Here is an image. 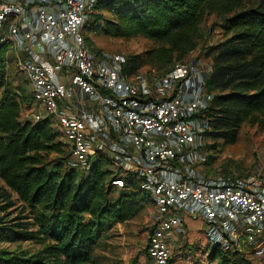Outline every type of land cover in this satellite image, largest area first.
Masks as SVG:
<instances>
[{"label": "built area", "instance_id": "built-area-1", "mask_svg": "<svg viewBox=\"0 0 264 264\" xmlns=\"http://www.w3.org/2000/svg\"><path fill=\"white\" fill-rule=\"evenodd\" d=\"M96 1L0 0V51L12 52L27 82L26 117L52 121L68 168L101 160L113 187L148 194L155 212L140 264H171L172 233L189 219L204 223L208 246L264 263V173L202 170L210 65L189 56L165 73L129 72L126 54L98 53L86 40Z\"/></svg>", "mask_w": 264, "mask_h": 264}, {"label": "trees", "instance_id": "trees-1", "mask_svg": "<svg viewBox=\"0 0 264 264\" xmlns=\"http://www.w3.org/2000/svg\"><path fill=\"white\" fill-rule=\"evenodd\" d=\"M206 15L219 18L223 31L222 39L207 45L205 53L210 65L205 87L212 94L205 110L209 127L204 131L205 139L212 141L205 143V165H210L217 141L234 143L241 124L251 121L264 127V0L248 4L243 0H97L84 29L90 44L89 34L100 29L116 38L142 35L166 40L176 52L194 48ZM139 58L126 53L129 72L144 66ZM175 59L163 55L157 72L165 73L185 60ZM4 62L0 51V87L5 84ZM24 81L23 98L6 90L0 99V180L32 210L33 221L0 226V240L47 237L51 242L41 254L28 257L1 251L0 264H92L101 233L135 216L149 201L148 194L130 187L110 197L115 189L109 183L113 175L101 160L93 161L86 172L68 168L67 149L52 121L21 118L24 105L32 104ZM52 153L56 156L49 158ZM125 182L128 186L132 180L125 177ZM32 224L34 231L29 230ZM207 253L210 261L218 258L217 264H236L228 263L227 251L218 245L210 246Z\"/></svg>", "mask_w": 264, "mask_h": 264}, {"label": "rangeland", "instance_id": "rangeland-1", "mask_svg": "<svg viewBox=\"0 0 264 264\" xmlns=\"http://www.w3.org/2000/svg\"><path fill=\"white\" fill-rule=\"evenodd\" d=\"M249 1L243 0L245 4H248ZM219 23L220 19L215 15H206L199 24L196 47L176 52L170 50V45L166 40L157 41L142 35L116 38L102 33L99 29L97 32L90 33L89 36L94 51L138 54L140 56L138 60L144 65L140 66L138 71L159 72L160 70L156 66L161 64L163 55L166 58L172 54L174 58L180 60L194 56L199 57L203 63L209 64V59L205 55L206 46L218 42L223 37ZM200 34L205 37L201 38ZM177 54H179L178 58ZM3 58L6 61L4 62L5 84L0 87V99L6 90L17 92L19 93L18 97L23 98L26 92L25 81L23 75L14 66L12 52L8 51V54H3ZM27 111L28 108L24 105L21 111L22 119L26 117ZM206 142L211 143L212 141L206 140ZM217 142L219 146L216 148V158L212 164L202 166L204 173L207 172L209 176L227 175L228 172L247 174L255 170L264 173V127L261 125L251 121L244 122L238 130V136L234 143L226 145L221 141ZM55 156L56 154L52 153L49 158ZM104 165L107 167L105 163L102 167H105ZM118 192V189L115 188L110 197H115ZM154 212L155 209L150 202H145L135 216L124 222H116L103 231L93 249L91 263L140 264L144 259V248ZM32 214V210L17 199L13 192L4 187L0 180V226L24 221L31 222L33 221ZM29 230H36L35 225H30ZM50 242L51 240L47 237L19 241L0 240V252L28 257L36 253L41 254L45 245ZM172 248L173 259L177 261V264H217L219 261L218 258L213 262L208 260L203 251L205 247L201 244V240L195 237L188 236L180 241H173ZM224 251H227L228 263L264 264L259 257L246 252Z\"/></svg>", "mask_w": 264, "mask_h": 264}, {"label": "crops", "instance_id": "crops-1", "mask_svg": "<svg viewBox=\"0 0 264 264\" xmlns=\"http://www.w3.org/2000/svg\"><path fill=\"white\" fill-rule=\"evenodd\" d=\"M204 223L202 221H200L199 219L196 220H186L185 222H183L180 227H178L176 230L173 231L172 235H173V239L172 241H180L182 240V238H186V237H195L199 240H201V244L205 247L203 249L204 251V255H207L208 253V245L206 243L205 237H204ZM173 243V242H172ZM213 262V261H211ZM171 264H177V261H175L173 259L172 256V260H171Z\"/></svg>", "mask_w": 264, "mask_h": 264}]
</instances>
